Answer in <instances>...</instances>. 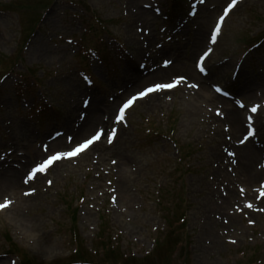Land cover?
I'll return each mask as SVG.
<instances>
[{"label": "rangeland", "instance_id": "obj_1", "mask_svg": "<svg viewBox=\"0 0 264 264\" xmlns=\"http://www.w3.org/2000/svg\"><path fill=\"white\" fill-rule=\"evenodd\" d=\"M0 1L5 2L6 4L11 2L15 5H25L27 7L38 8L44 0ZM113 1L114 0H75V3H82L80 5L88 6L90 9H94L95 12L97 10V14L107 20L112 19V16H115V19L123 17L124 21H119L118 25L121 35L125 38L124 36L127 31L130 32V35L134 34L135 22H131V18L126 20V12L122 7L121 12L120 10L116 11L113 6L114 4H112ZM226 1L227 0H221L219 3L212 0L208 1V6H211V8H208V11H213L214 15L211 21L204 24V29L207 30L206 37H208L210 28ZM141 2L148 3L147 0H141ZM215 6H218L217 10L215 9ZM66 10L71 11L72 9L64 6L58 11H50V14H48L42 22V25L44 26L43 34L32 39L27 45H24L25 41H23L21 45L18 42L19 33L16 17L12 16L13 19H9L7 15H0V61H5L6 57L13 53L16 55L21 53L23 61L26 62L28 67H31L32 65L35 66L33 70L38 77L42 76V71L49 69L51 73L50 75L53 76V78L51 80L48 79L50 80L49 82H45L48 83L42 90H47V88H60L67 78L77 77L76 74L71 71V48L64 46L62 43H58V39L61 37H70L74 34L76 35L73 36L74 38L78 40L80 39V37L77 36L80 32L78 23L72 22L69 18L62 16ZM254 12H257V14L254 15ZM196 24V30L192 29L189 32L188 42L191 40L194 42L196 40L195 33L197 35L198 30L202 28L201 25L203 26L201 21L198 20L196 21ZM152 25V33L156 35V41L161 43L164 35L163 33H160V29L165 24L155 17L152 21ZM225 31L224 37L221 38L216 47V54L218 56L214 55L213 60H222V57H228V60L232 62V67V65L236 64L238 59H240L245 53L247 49L245 45H247L246 43L248 39L250 37L255 38V35L264 32V0H247L239 5L230 19L226 22ZM52 39H54V42H57V44H54V42L51 41ZM188 42L185 43L187 44ZM201 48L202 47H198L193 53H198ZM43 52L50 53L51 58L41 56V53ZM194 59L195 56L192 59V63L194 62ZM252 67L255 70L261 68L264 71V42L262 43L258 54H254L253 57H249L246 60L242 68V73L238 77V81H242L243 74L244 77L247 76L246 79L249 77H252L251 79H253V75L250 74ZM223 68L225 70L229 67L226 64ZM221 71L223 72L222 69ZM117 86L118 83H116L114 88L111 89L116 90ZM135 91L136 90H133L121 97V99L115 100L112 112L122 100ZM257 92L259 91H254L255 94ZM54 94L56 95L55 92ZM61 94L63 93L61 92ZM262 98H264V95ZM246 102L249 103L247 100ZM145 106V103H143L139 107H136L130 114L129 120L135 125L141 124L144 127L147 126L149 129H151L150 124H153L154 127H164L167 123L170 112L174 111L176 114L180 113L177 104L173 103L168 106L167 113H164L166 114L164 119L159 117L158 113L156 114L152 112L151 115H153L155 122L147 123L143 120L144 116L146 118L149 117V114L146 113L147 109ZM185 115L187 114L177 116V122L171 125L174 131L172 138L174 142L169 139L159 141L150 138H136L134 142L126 145L128 148L125 146L126 155H128L131 160L139 163L141 159L147 157L148 163L143 164L141 167H137L141 168V170L135 172L136 175L134 176L133 181H135L136 184L135 187L130 188V195L132 198L130 205L134 206L132 211L126 214H120L121 218L117 221L114 219V216H111L112 219L109 220V224L107 223L113 230V235L115 237L120 236L121 238L117 241V245L120 248L119 250L123 253L132 252L135 255L143 254L145 251L150 250V243L154 238V232H152V230L158 225V223H161L157 210L163 212V209L167 206V200L164 196H161L159 203L156 199L157 189L166 183L163 179L161 182V179H159L158 176L166 175L168 173L167 167L172 163L171 159L165 158H174L175 160V156H178L176 147L179 140L182 145L189 147L193 151L189 163V167L194 171L193 174L186 176L185 188L183 187L184 184L180 183L179 179L176 182V185L186 197L188 207L190 208V211H188L187 214L188 220L186 225L190 235L189 243L192 244V251L189 253L190 264H241V262L252 259H261L262 261L260 262L264 264V216L258 215L257 213L250 216L246 214L245 217H242L241 215L236 216L238 217L237 221L240 222L239 225L237 224V228L242 232V235L239 240L238 238H234L237 239V244L235 246L227 244L219 236L220 240L217 241H220L221 244L218 247H215L211 254H206L204 252L205 249H212V247L207 244V240L205 239L206 236L202 238L203 241L199 245V230L204 222L202 220L203 215H200L199 204L202 199L206 198V193H203V187H198V184L201 181L206 182V173L209 174L212 170L211 164L205 163V160H209L207 158L209 152L207 151V146L210 144L209 138L206 136H201V134L196 131L193 134L190 133L192 129L186 127L185 120L187 119L184 118ZM256 120L260 124L261 131L264 132V114H259ZM30 127L32 128V126ZM93 129L94 127H91V130L87 134H91ZM37 131L38 130H28L26 128V131L19 132L24 135V141L20 148H24L21 149V151H26V155L32 156V150H29V147L34 149V147H37L38 144L41 145L42 143L43 137L38 135L39 131ZM12 133L14 132H11L10 134ZM10 134H0V136H4L0 140V150L2 152L7 151L8 139L6 137ZM123 140V137L121 141L118 140V143H120L119 145L124 142ZM24 144H26V147H23ZM99 146L102 147V145ZM111 149L115 151L116 146ZM42 157L43 155L31 157L32 163H34V160L37 158L41 159ZM25 159L27 161V157ZM80 163L81 166L77 165L76 167L70 163H65L62 167H56L50 174V178L53 181V186L50 190H46L45 179H41L38 185L36 184L34 186L38 190L35 195V197H37L36 201L40 202V204L34 205L32 210L27 214L25 211H22L24 210V206H20L18 209L20 212L19 214L23 215L22 219L18 214L16 215V219H14L15 215H13V213L18 212L16 207H14L10 213L6 212L0 215V264H11V261L16 259L14 256H10L9 258L2 257L7 249V243L4 239L6 233H9L11 238L16 241V244L25 248L31 256H37V258H34L37 261H49L53 259H55L56 263L64 261L67 254L73 248V231L70 229L69 225L71 224L70 216L75 207H78L75 231L86 241L85 244L89 248L91 240L96 233V231H94L97 224L95 215H98V211L101 209L103 211H101L100 214H107L109 211L107 206L103 207L104 203H108L107 200L99 198L96 204L92 202L94 196H91L92 188L90 187L91 181L89 177L94 178V175L97 176L99 170L96 169V171L89 174L88 170L91 166H84L83 159ZM257 163L258 158L253 163V166ZM30 164L31 163H27L26 167ZM102 178L105 179V175H103ZM189 182L190 185L188 186L187 183ZM99 183L105 185V180L100 181ZM59 192L60 196L58 197ZM64 196L72 198V208L69 212L68 219H59L63 211L64 204L62 205L61 202L63 201ZM88 196L90 198L88 204L94 203L96 205L92 210L88 208L85 201L80 200V198H83L84 200V198H87ZM133 202H135V204ZM121 203L124 205L127 204L125 201ZM262 205H264V201L262 202ZM87 213L90 214L89 217ZM8 217L12 218L14 223L7 220ZM242 219H246V222H248V225L252 226V229L244 228L245 221ZM247 219L252 220L249 221ZM218 229H221V226L214 230L215 234H217ZM255 245H257L254 251L255 255L246 260L251 251L249 250L250 247ZM199 246L204 247V250H197ZM241 249L249 251L243 252Z\"/></svg>", "mask_w": 264, "mask_h": 264}, {"label": "bare ground", "instance_id": "obj_2", "mask_svg": "<svg viewBox=\"0 0 264 264\" xmlns=\"http://www.w3.org/2000/svg\"><path fill=\"white\" fill-rule=\"evenodd\" d=\"M212 1H217L219 3L221 0H212ZM138 3H140V0H128V4L131 6L138 5ZM204 12L206 14L202 18V21L203 23H206L207 21H210L213 13L208 12V11H204ZM147 19H148V13H146V11L139 10V12L136 14V20H140L141 22L146 23ZM128 39L132 40L130 36L128 37ZM201 43L205 44L203 30L199 31L197 41L195 42L192 48L199 47ZM168 53L169 54L167 55V58L170 60H174V62L171 64V66L167 70H159L156 74L157 75L162 74L163 75L162 79H165L170 74L174 75V78L180 79L181 76L179 74L183 73L184 74L183 78L185 80L195 83L198 86L199 93L195 94V99L192 101L191 103L192 106L190 107L193 112L201 111V113H203V111L201 110V107L205 108L206 110L205 112L210 113V114L212 112L214 113L215 109H219L220 115L218 116L217 121L220 122V125H219L220 132L216 135L213 141H218V142L223 141L222 149L224 152V149H228L230 147L231 139L233 137L235 138L236 135H238V133H240V131H242L243 129L242 127V122L244 119L243 113L238 111L236 108H234L230 101L223 100L217 97L216 95H214L213 93H210L209 88L207 87V84L204 81V78H201L195 72V70L185 67L187 64L183 62V59H187V54H184V52L180 53L179 51L168 52ZM191 55H192V52H191ZM131 77H133L131 80H135V81L137 80L136 78H134L135 77L134 75H131ZM181 81L185 84V81L183 79ZM146 82L147 81H137V83L132 88H136L140 84L146 83ZM253 85H255V83L246 84L245 88L242 89L241 91V92H245V91L247 92L248 95L246 96V99L248 100H251V98L253 99L257 98V96L254 93H251L254 87ZM261 94H264V90H261ZM261 101H263V99ZM92 108H93V111L91 113V116L86 118L85 125L82 126V129L80 130L81 133H78L77 135H75L74 140L76 141L79 139L81 140V138H83L87 134V131H89L90 127H93L96 121L99 120V118L101 117V115L99 116L100 112H103V114H108L113 109V105H111L110 103L103 102L100 105L94 104ZM73 134H76V132ZM233 140L234 142H236L235 139ZM61 141L62 139H59L58 141H56L54 144L51 145L50 149H57L58 147L57 146L55 147V145L59 144L58 142H61ZM99 149L101 148L99 147ZM101 152L104 153L105 155L110 154V152L106 150H101ZM124 152L125 151H122L121 147H117L116 153H119L117 155V158L119 160V165H120L119 174H121V180L116 185H117V189L119 192L120 201H124L125 198H127L128 196L127 191L125 190V185L127 182V176L131 177V173L128 171V168H126L128 158L127 156L124 155ZM237 152L239 155V158H238L239 165H238L236 172L241 177H243L245 182L248 183L247 187H250L249 186L250 183H253L258 178L264 177L263 172H257L255 169H253V166H252V163L256 161L260 153L250 145H245L244 147L238 149ZM214 154L221 156V160L225 159V156H224L225 154L221 155V152H219L218 147H216V151ZM2 167L3 166L0 164V168L5 170V171L2 170V172H0V194L15 191L16 194L18 193V195H20L21 192H19V190L22 188L21 181H19L20 172H16L8 168L4 169ZM221 172L225 173L224 171H221ZM226 175L228 176V173ZM229 182H232V180L230 179ZM232 194L234 193L233 192L231 193L230 198L223 199V204L225 205V208L230 205V201L233 199ZM18 202L22 204L25 202V200L22 198H18ZM215 203L216 202L213 199L205 201V205L206 206L208 205V210L210 211L219 210L218 205ZM222 215H225V213H223ZM207 218L211 219L210 216H207ZM232 220H236V219L234 218Z\"/></svg>", "mask_w": 264, "mask_h": 264}, {"label": "snow or ice", "instance_id": "obj_3", "mask_svg": "<svg viewBox=\"0 0 264 264\" xmlns=\"http://www.w3.org/2000/svg\"><path fill=\"white\" fill-rule=\"evenodd\" d=\"M203 2H204V0H201V3H203ZM236 3H237V0H231V3L227 6V8H225L224 13L220 17V20L217 23L215 30L212 34L211 39H212L213 43L216 42V37L219 35L220 24L223 22L224 18L229 14V12L236 6ZM203 59L204 58H201V62H200V64H198V68L201 72H204ZM167 64H168V62L165 63V66H167ZM182 79L183 78H180L177 81L172 82V83H160V84H156L154 86L145 88L143 91L139 92L138 95L133 96L131 99H129L123 105V107L120 108L119 114L116 117V122L120 123L121 121H123L124 115H125V110L128 109L129 107H131L132 104L136 100L143 99V98L147 97L149 94H152V93H155L158 91H162L165 89H172V88L176 87L181 82ZM192 87H196V85H192ZM216 91L220 92L221 90L219 88H217ZM87 105H88V101H85V107H87ZM240 106L243 107V105H240ZM251 111L253 113H255L257 111V108L253 107L251 109ZM217 114L220 115V113H217ZM102 136H104L103 131L102 130L97 131L92 136L91 139H87L84 143L75 146L71 151H58V152H56V154L50 155L47 160H45L43 163L39 164L36 168H34L32 170V172H30L28 174V177H27V180H25V183L32 180L36 176L37 173L45 172L54 162L60 161L62 159H70V158H73V157L83 153L91 145H93L95 142L99 141ZM114 137H115V130L113 129L106 136L107 142L109 144H111L113 142ZM69 141H71V138H69ZM26 194H28V193H26ZM10 203H11V201H9L8 199H5L3 203H0V210L7 208L10 205ZM249 207H250V205H249Z\"/></svg>", "mask_w": 264, "mask_h": 264}]
</instances>
